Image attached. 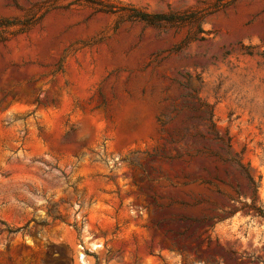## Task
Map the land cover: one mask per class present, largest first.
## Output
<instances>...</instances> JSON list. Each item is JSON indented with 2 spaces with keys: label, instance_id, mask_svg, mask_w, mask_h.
I'll return each instance as SVG.
<instances>
[{
  "label": "rangeland",
  "instance_id": "374dc122",
  "mask_svg": "<svg viewBox=\"0 0 264 264\" xmlns=\"http://www.w3.org/2000/svg\"><path fill=\"white\" fill-rule=\"evenodd\" d=\"M0 264H264V0H0Z\"/></svg>",
  "mask_w": 264,
  "mask_h": 264
},
{
  "label": "trees",
  "instance_id": "16d2710c",
  "mask_svg": "<svg viewBox=\"0 0 264 264\" xmlns=\"http://www.w3.org/2000/svg\"><path fill=\"white\" fill-rule=\"evenodd\" d=\"M147 16H148V15L143 14V15H137V16H135V18H136V19H139V20H145V21H146V20H148V19H147Z\"/></svg>",
  "mask_w": 264,
  "mask_h": 264
}]
</instances>
